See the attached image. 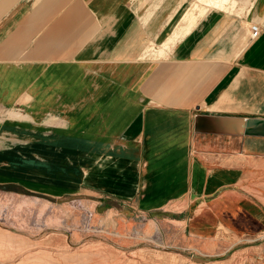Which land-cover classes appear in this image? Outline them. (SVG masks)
Segmentation results:
<instances>
[{"label": "crops", "instance_id": "1", "mask_svg": "<svg viewBox=\"0 0 264 264\" xmlns=\"http://www.w3.org/2000/svg\"><path fill=\"white\" fill-rule=\"evenodd\" d=\"M196 116L264 119V0H0V185L92 202L99 233L65 242L261 232L264 137Z\"/></svg>", "mask_w": 264, "mask_h": 264}, {"label": "rangeland", "instance_id": "2", "mask_svg": "<svg viewBox=\"0 0 264 264\" xmlns=\"http://www.w3.org/2000/svg\"><path fill=\"white\" fill-rule=\"evenodd\" d=\"M0 191V264H264V229L251 232L245 225L230 222L224 239L195 240L192 247L180 243L179 248L172 249L166 244L168 240L137 236L139 242L132 246L88 241L79 248L75 242H65L64 236L99 233L92 224V202L67 198L62 202L65 210L57 213L58 205L40 197L23 196V191L15 189ZM80 207L93 211L88 224ZM69 213L75 221L71 219L73 222L67 224L62 219ZM48 228L55 235L43 241L41 232ZM28 234H34L35 239Z\"/></svg>", "mask_w": 264, "mask_h": 264}, {"label": "water", "instance_id": "3", "mask_svg": "<svg viewBox=\"0 0 264 264\" xmlns=\"http://www.w3.org/2000/svg\"><path fill=\"white\" fill-rule=\"evenodd\" d=\"M194 129L200 133L264 137V119L196 116ZM9 189L18 190L14 185H0L2 191Z\"/></svg>", "mask_w": 264, "mask_h": 264}, {"label": "built area", "instance_id": "4", "mask_svg": "<svg viewBox=\"0 0 264 264\" xmlns=\"http://www.w3.org/2000/svg\"><path fill=\"white\" fill-rule=\"evenodd\" d=\"M260 34V30L257 25H250L249 26V40H255ZM81 208V207H80ZM83 212L84 217L87 219V224L92 220L93 211L91 209H87L85 207L80 209ZM91 228V227H90ZM93 231V229L91 228Z\"/></svg>", "mask_w": 264, "mask_h": 264}, {"label": "bare ground", "instance_id": "5", "mask_svg": "<svg viewBox=\"0 0 264 264\" xmlns=\"http://www.w3.org/2000/svg\"><path fill=\"white\" fill-rule=\"evenodd\" d=\"M209 2H210V5L211 6H214V7H224V5L226 4L227 0H212V1L209 0ZM159 54H161V53H159Z\"/></svg>", "mask_w": 264, "mask_h": 264}]
</instances>
